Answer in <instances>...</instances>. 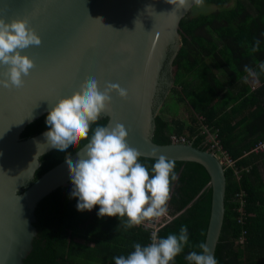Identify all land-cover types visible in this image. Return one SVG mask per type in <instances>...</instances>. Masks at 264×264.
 <instances>
[{"label":"water","instance_id":"obj_1","mask_svg":"<svg viewBox=\"0 0 264 264\" xmlns=\"http://www.w3.org/2000/svg\"><path fill=\"white\" fill-rule=\"evenodd\" d=\"M193 6L190 2L172 13L174 6L166 0H0V17L28 19L42 39L40 46L22 52L36 65L24 78L25 86L0 87V264H24L36 235L37 205L71 183L64 159L30 184L40 157L55 148L47 145L46 131L25 141L21 135L89 78L99 82L101 91L107 83L128 90L127 99L112 94L110 111L101 118L107 119L105 126L123 124L128 144L142 158L156 160L155 149L157 157L207 171L210 184L201 194L211 190L212 206L205 244L215 255L225 212L223 168L213 154L191 144L153 141L157 112L173 83L179 23ZM85 146L70 156L74 162Z\"/></svg>","mask_w":264,"mask_h":264},{"label":"trees","instance_id":"obj_2","mask_svg":"<svg viewBox=\"0 0 264 264\" xmlns=\"http://www.w3.org/2000/svg\"><path fill=\"white\" fill-rule=\"evenodd\" d=\"M230 3L231 0H204L205 5L218 11L181 20L178 30L181 45L172 61L171 75L177 101L185 102L191 111L188 127L191 145L202 149L204 136L200 135L197 120L202 117L203 123L218 133L230 157L238 161V168L252 169L250 174H243L240 182L235 181L232 171L225 172L224 220L214 257L218 264H264V182L256 164L262 161L264 168V154L252 153L264 141V106L252 117L241 120L239 124L244 127L237 136H231L237 126L230 125L229 117L253 106L257 96L252 94L243 101L247 105L233 107L221 116L215 107L227 87L248 74L245 66L254 69L264 63V0H235L234 6L227 9ZM162 113L156 117L153 136L159 145L169 144L170 137L181 136L184 129L180 120H165ZM46 117L30 124L21 140L49 130ZM106 122V118H101L91 129ZM85 145L82 142L67 152L55 149L43 154L30 184ZM139 162L151 169L155 159L141 157ZM175 164L177 180L172 184L167 213L172 220L157 235L166 238L170 233L178 234L180 227L187 225L191 246L176 258L175 264H188L186 255L193 250L199 253L197 245L206 241L212 192L207 190L201 194L210 184V177L202 166ZM72 190V183L58 188L37 205L33 224L36 235L24 264H115L114 257L134 251L135 243L146 246L150 242V230L140 225L126 230L120 225V218L100 217L99 206L92 211H78V198L71 196ZM241 191L246 193L244 226L238 220L240 204L235 200ZM242 236L244 245L237 243Z\"/></svg>","mask_w":264,"mask_h":264},{"label":"clouds","instance_id":"obj_3","mask_svg":"<svg viewBox=\"0 0 264 264\" xmlns=\"http://www.w3.org/2000/svg\"><path fill=\"white\" fill-rule=\"evenodd\" d=\"M166 2L174 6L172 13L186 9L190 2L199 7L204 5V0ZM41 44V37L28 19L14 18L9 22L0 17V67L5 68L0 73L3 77L0 87L25 86L24 78L31 75L36 65L22 52ZM245 72L251 75L252 69L245 66ZM113 93L121 99L128 97V90L117 83H107L101 91L99 82L89 78L78 91L50 108L46 117L49 130L43 135L47 145L60 152L86 142L77 161L70 158V153L65 157L73 185L71 196L78 198L77 209L92 211L99 206L100 217H118L127 230L167 215L177 173L175 161L162 154L157 157L155 149L152 156L156 160L151 169L139 162L142 154L128 144L129 132L123 124L97 125L91 129L110 111ZM190 246L188 227L182 225L178 234L170 233L166 238L153 232L146 246L135 243L134 251L114 260L115 264H175L176 258ZM197 247L199 253L193 250L186 255L188 264H218L204 242Z\"/></svg>","mask_w":264,"mask_h":264},{"label":"crops","instance_id":"obj_4","mask_svg":"<svg viewBox=\"0 0 264 264\" xmlns=\"http://www.w3.org/2000/svg\"><path fill=\"white\" fill-rule=\"evenodd\" d=\"M180 45H181V41H180ZM173 85L174 84L172 83V87L169 90V92L172 93L171 95L173 97L167 98L166 96L167 99L163 101L161 107L159 108L158 114H160V112L163 111L162 114L165 120L168 121H170L171 119L180 120L184 125L183 127L184 129L180 135L184 136V133L187 132L186 137H188L189 135L188 126L190 125L192 119L191 111L185 102L177 101L178 98L177 89L174 88ZM227 88L228 90H226L227 91L225 92L226 94H224L223 97L221 96L220 98H218L215 102V107L217 108L218 111H220V116L225 112L228 113L230 109L233 107L237 109L239 108V105L242 104L247 105L248 103H245L243 101H245V99L251 96L252 94L257 96L253 106L248 107L247 109H241L238 110L237 112H234L232 117L230 115L229 117L230 125L237 126V128H234V130L231 131V136H237L238 134H240V131L244 127L243 126L244 124L242 126H240L239 124L241 120L244 118L247 119L252 117L253 113L258 111L260 108L262 109L264 106V63L259 64L256 68L252 69L251 75L248 73L239 82L229 85V87ZM181 112H186L188 114V118H182ZM256 164L260 167V175L264 182V168L262 161H259Z\"/></svg>","mask_w":264,"mask_h":264},{"label":"built area","instance_id":"obj_5","mask_svg":"<svg viewBox=\"0 0 264 264\" xmlns=\"http://www.w3.org/2000/svg\"><path fill=\"white\" fill-rule=\"evenodd\" d=\"M198 124H199V130L200 135L204 136L203 140L201 141L200 146L202 147L201 150L207 151L211 154H213L219 161L220 166L223 168L224 172L227 170L232 171L233 177L235 181L240 182L243 174H250L251 173V167L250 168H238V161H235L230 155L227 153V151L222 147L221 140L219 138V135L217 132L211 131L210 128L203 123L202 117H197ZM170 143L173 144H191V141L186 136H171L170 137ZM252 153L255 154H261L264 153V141H260L253 149ZM245 197L246 193L244 191H241L235 200L240 204L238 212L240 213L239 222L243 224V226L246 224V213H245ZM165 218H169L167 215L165 217L145 222L144 224L140 225L145 230H150V238L153 232H158V230L164 226L168 221L171 220L169 218L167 221H165ZM246 234V231L243 232V235ZM238 244L244 245L245 243V237L242 236L240 240L237 241ZM148 244V243H147Z\"/></svg>","mask_w":264,"mask_h":264},{"label":"rangeland","instance_id":"obj_6","mask_svg":"<svg viewBox=\"0 0 264 264\" xmlns=\"http://www.w3.org/2000/svg\"><path fill=\"white\" fill-rule=\"evenodd\" d=\"M234 2H235V0H231V3L226 7L227 9H230V8H232L233 6H234ZM216 11H218L217 9H215V8H213V7H211V6H207V5H203L202 7H199V6H193L189 11H188V13H187V17H189V18H193V17H196V16H198V15H206V14H210V13H213V12H216ZM178 41H179V43H180V41L181 40H179L178 39ZM172 71V70H171ZM170 75H171V73H170ZM171 79H172V75H171ZM172 87V86H171ZM170 90V89H169ZM169 90H168V92H167V94H166V96H167V98L168 97H173L171 94L172 93H170L169 92ZM166 96H165V98H164V100H166L167 98H166ZM159 113V110H158V112H157V114ZM181 117L182 118H188V114L186 113V112H181ZM190 125H191V122H190ZM189 125V126H190ZM188 126V127H189ZM184 136H187V132H185L184 133ZM167 216L169 217V218H171L168 214H167ZM169 218H165L166 220L165 221H167Z\"/></svg>","mask_w":264,"mask_h":264}]
</instances>
